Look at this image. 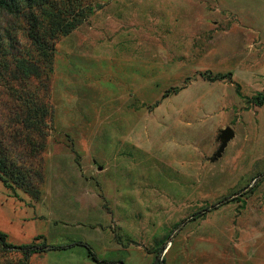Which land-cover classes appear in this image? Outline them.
<instances>
[{"label": "rangeland", "instance_id": "obj_1", "mask_svg": "<svg viewBox=\"0 0 264 264\" xmlns=\"http://www.w3.org/2000/svg\"><path fill=\"white\" fill-rule=\"evenodd\" d=\"M19 2L0 8V141L26 185L0 178V230L45 249L0 244V264H264V0ZM29 104L41 132L15 122Z\"/></svg>", "mask_w": 264, "mask_h": 264}, {"label": "trees", "instance_id": "obj_2", "mask_svg": "<svg viewBox=\"0 0 264 264\" xmlns=\"http://www.w3.org/2000/svg\"><path fill=\"white\" fill-rule=\"evenodd\" d=\"M35 4L43 3L44 0H33ZM19 0H0V8L5 9L9 13H15V11L19 8ZM33 3V2H32ZM35 23H38V19L36 16H33ZM42 24L37 25L35 28L31 30L30 38L33 40L34 44L38 48V50L41 49L43 55L48 54L51 52L50 44L47 43V35L49 32H47L44 29H41ZM73 22H67V24L62 25L60 23V27H63L66 31L71 30L72 27H74ZM15 73L22 77V79H30L32 77H41L42 72L41 68L38 65V63L30 57H20L18 58V61L15 63L14 67ZM170 92H166L165 96L169 95ZM253 102H255L257 105L264 104V92L260 93L252 98ZM37 105V104H36ZM27 113L24 118L22 117H16L15 122L22 123L24 127L29 129L30 131H35V129H40L41 127L39 124L43 123V120L46 117V113H39L38 108L39 106H32L31 104L27 105ZM32 124H35V126L32 127ZM33 128V129H30ZM41 135V134H38ZM30 135L26 134L25 139L29 138ZM19 170H17V165L14 161L11 160L10 152L7 148V145L4 144L2 141H0V178L4 185L8 188H11L15 190L16 187H24L26 185V177H20L18 174ZM8 235L6 232L0 230V244L4 248H16L20 249L23 252H25L27 255H31L33 253L43 251L45 249V246H39L37 244L31 243V244H24V245H10L7 241ZM90 249V248H89ZM164 250V249H163ZM163 250L160 252L159 256L156 258L154 264H161L160 255L163 252ZM90 255L93 257L94 260L99 261L97 256L93 253V251L89 250Z\"/></svg>", "mask_w": 264, "mask_h": 264}, {"label": "water", "instance_id": "obj_3", "mask_svg": "<svg viewBox=\"0 0 264 264\" xmlns=\"http://www.w3.org/2000/svg\"><path fill=\"white\" fill-rule=\"evenodd\" d=\"M234 136V132L231 128L227 127L226 129L222 130L221 137L223 138V143L218 151L217 155L221 156L222 152L226 148L229 140Z\"/></svg>", "mask_w": 264, "mask_h": 264}]
</instances>
